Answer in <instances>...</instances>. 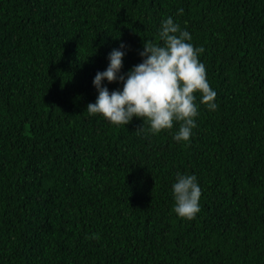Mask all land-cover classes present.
Wrapping results in <instances>:
<instances>
[{
  "label": "trees",
  "instance_id": "obj_1",
  "mask_svg": "<svg viewBox=\"0 0 264 264\" xmlns=\"http://www.w3.org/2000/svg\"><path fill=\"white\" fill-rule=\"evenodd\" d=\"M169 16L217 109L194 93L187 142L89 115L109 53L126 45V73ZM0 264H264V0H0Z\"/></svg>",
  "mask_w": 264,
  "mask_h": 264
},
{
  "label": "clouds",
  "instance_id": "obj_2",
  "mask_svg": "<svg viewBox=\"0 0 264 264\" xmlns=\"http://www.w3.org/2000/svg\"><path fill=\"white\" fill-rule=\"evenodd\" d=\"M182 13L183 9L177 10L178 15ZM159 38L162 45L144 41L139 52L141 62L124 74L120 72L126 45L121 43L113 49L107 57V68L94 76L92 84L98 95L86 109L89 115L99 114L117 126L129 124L133 117L141 119L143 123L135 130L137 135H156L176 124L173 139L187 142L199 114L194 93H200V103L212 111L218 107L214 102L217 94L198 58L204 49L189 42L192 37L188 31L169 16L161 21ZM103 81L118 82L122 88L109 92ZM171 190L173 211L181 218L194 219L200 211L201 197L196 176L177 173Z\"/></svg>",
  "mask_w": 264,
  "mask_h": 264
}]
</instances>
